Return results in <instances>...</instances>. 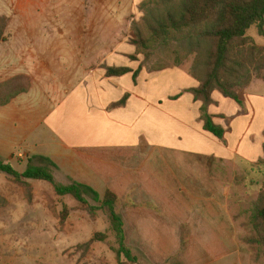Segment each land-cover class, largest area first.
Wrapping results in <instances>:
<instances>
[{
    "label": "crops",
    "instance_id": "obj_1",
    "mask_svg": "<svg viewBox=\"0 0 264 264\" xmlns=\"http://www.w3.org/2000/svg\"><path fill=\"white\" fill-rule=\"evenodd\" d=\"M135 5L133 0L129 13ZM97 18L100 23L82 26L81 22L80 27L103 31L105 22ZM115 23L110 30L119 33ZM120 40L74 53L70 64L81 69L66 78L63 93H40L39 102L24 100L31 94V80L27 92L0 106L1 127L10 121L20 125L17 144L26 149L17 157H49L65 179L89 185L99 194L113 192L125 241L156 264H212L233 254L246 263L248 249L241 244L243 234L229 207L236 174L217 171L208 162L245 164L247 159L254 163L263 157V131L260 151L252 155L257 146L252 132L259 128L255 120L262 98L241 94L238 103L213 91L208 112L224 129L217 138L202 128L201 103L190 92L198 82L189 71L180 65L156 71L141 68L133 78L142 60L138 54L136 58L133 44ZM108 60L129 71L107 76ZM88 68L95 70V77H89ZM141 74L144 78L163 74V93H137L138 83L147 86ZM124 97L123 104L113 105ZM240 116L248 135L233 140L232 123L235 127ZM0 156L7 162L15 156L13 146L2 137Z\"/></svg>",
    "mask_w": 264,
    "mask_h": 264
},
{
    "label": "rangeland",
    "instance_id": "obj_2",
    "mask_svg": "<svg viewBox=\"0 0 264 264\" xmlns=\"http://www.w3.org/2000/svg\"><path fill=\"white\" fill-rule=\"evenodd\" d=\"M134 1L136 5L133 12L129 13L133 0H0V15L8 17L5 31L7 38L0 41V83L11 79L13 84L21 82V85L30 87L32 80L31 94L27 98L22 96L24 100L31 102H39L40 93H63L66 78L75 75V69L77 73L81 69L70 64L69 59H72L74 53H79L81 48L92 44L102 43L108 46L120 39L130 43L135 38L133 27L136 23H141L144 11L139 8L141 0ZM97 16L102 17L105 22L104 26L101 25L104 27L103 31L95 26L91 29L80 27L81 22L82 26L100 23ZM88 18L91 20L88 21ZM114 21V27L119 33L110 30L109 25ZM246 36L249 41L241 47L243 52L249 55L251 44L264 47V36L258 33L255 26L247 30ZM173 49H180L177 42H173L168 49L156 46L147 59L145 50H135L136 58L138 54L142 60L140 66H135L137 74L141 68L150 70L159 66H173L176 56ZM183 54L180 50L178 56ZM261 56V53L252 55L253 64L249 68L247 83L235 87L238 96L249 93L263 100L255 120L259 126L258 131L252 132L257 144L252 151L254 157L260 151L259 139L261 140L262 131L264 132V67L257 66ZM194 57L195 54H188L183 58L179 64L180 69L190 72ZM106 64L108 66L105 69L116 66L112 60H108ZM94 71L88 68L90 78L96 76ZM144 77L143 74L140 75L143 84L146 82L147 86L144 88V85L138 83L135 88L137 93H163V74ZM2 113L0 110V117ZM244 121L245 118L240 116L235 127L232 123L234 131L231 139L245 137L247 128L244 127ZM19 126L15 121L0 126V137L13 146L15 156L8 161L18 171L28 161L17 157L26 149L17 144V140L22 137ZM252 133H249L248 139ZM247 161L245 164L216 161L210 167L217 171H230L231 176L236 174L232 180L229 207L240 226L243 234L241 238L250 234L247 221L250 210L258 201L263 178V168L257 163L258 159L254 163H250L249 159ZM54 177L58 182L69 181V178L65 179L55 169ZM29 182L31 187L25 189L0 172V264H118L115 253L108 244L113 236L107 231L108 222L102 211L96 209L95 214H92L88 206L71 196H58L53 186L46 181ZM87 202L88 205H98L88 197ZM104 231L108 233L106 241L88 242L95 232ZM125 243L132 248L134 254L140 256V263L156 264L139 248L126 241ZM246 246L249 254V261L247 254L246 263L243 258L242 262L238 261L237 258L241 255L233 254L212 264H251L250 251Z\"/></svg>",
    "mask_w": 264,
    "mask_h": 264
},
{
    "label": "trees",
    "instance_id": "obj_3",
    "mask_svg": "<svg viewBox=\"0 0 264 264\" xmlns=\"http://www.w3.org/2000/svg\"><path fill=\"white\" fill-rule=\"evenodd\" d=\"M139 8L144 14L141 23H136L133 27L135 38L130 43L136 50H145L147 59L156 46L168 49L173 42H177L180 49H173L176 55L174 66L179 65L188 54H195L189 73L197 80L198 86L190 92L201 103L200 120L203 130L221 138L224 129L213 121V116L208 112L209 105L213 103L211 95L216 90L240 103L235 87L247 83L253 54H262L257 66L264 67L263 46L251 44L249 55L241 50L249 41L246 32L251 26H255L258 33L264 36V0H142ZM7 26L8 17L0 15V41L7 38ZM180 50L184 52L182 56H178ZM165 67L168 66L150 70ZM127 71L129 69L125 67H107L106 75H121ZM136 75L137 71H134L133 78ZM11 81L9 79L0 83V106L29 90L28 85L23 86L21 82L13 84ZM125 98L113 105L123 104ZM262 149L263 157L257 161L263 168L262 188L248 217L250 234L241 238V242L248 245L251 264H264V144ZM211 163L212 159L208 162L209 167ZM54 169H57V165L49 157L42 155L28 158L22 172L0 157V172L9 176L17 185L29 189V180H43L53 186L58 196H71L88 206L92 214H95L96 209L102 211L107 218V231L113 236L108 244L115 253L118 264H142L140 256L134 254L132 248L125 243L124 223L117 208V196L110 190L101 195L91 186L70 178L66 183L58 182L54 177ZM87 197L98 205H88ZM107 231L95 232L88 242L106 241Z\"/></svg>",
    "mask_w": 264,
    "mask_h": 264
}]
</instances>
